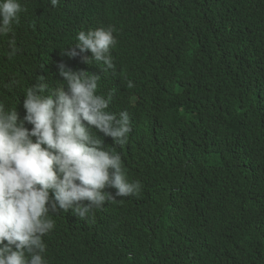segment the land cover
Masks as SVG:
<instances>
[{"label": "trees", "instance_id": "trees-1", "mask_svg": "<svg viewBox=\"0 0 264 264\" xmlns=\"http://www.w3.org/2000/svg\"><path fill=\"white\" fill-rule=\"evenodd\" d=\"M96 1L124 22L160 11L157 0ZM169 1L189 27L223 28L200 42L164 35L172 51L177 43L187 50L179 55L182 83L173 84L184 94L166 99L144 89L123 104L134 120L146 118L119 153L140 193L106 201L86 221L53 216L43 237L47 264H264V0ZM52 8L43 0L26 12L40 27ZM79 22L62 34L61 50ZM192 47L207 50L201 62ZM133 53L152 60L145 47ZM42 75L50 88L61 80L55 71Z\"/></svg>", "mask_w": 264, "mask_h": 264}, {"label": "clouds", "instance_id": "clouds-1", "mask_svg": "<svg viewBox=\"0 0 264 264\" xmlns=\"http://www.w3.org/2000/svg\"><path fill=\"white\" fill-rule=\"evenodd\" d=\"M40 1L0 0V264H47L43 237L55 227L53 216L86 221L106 201L140 193L119 153L146 118L134 120L123 104L144 89L166 99L184 94L173 84L181 82L179 55L187 50L177 43L172 51L164 35L200 42L223 28L189 27L169 0L131 22L96 0H49L53 8L37 27L26 10ZM75 18L74 42L61 50ZM136 47L152 60L136 57ZM201 50L189 49L198 62ZM46 71L61 77L54 87Z\"/></svg>", "mask_w": 264, "mask_h": 264}]
</instances>
